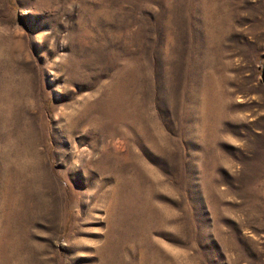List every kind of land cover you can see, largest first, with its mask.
<instances>
[{
	"label": "rangeland",
	"instance_id": "374dc122",
	"mask_svg": "<svg viewBox=\"0 0 264 264\" xmlns=\"http://www.w3.org/2000/svg\"><path fill=\"white\" fill-rule=\"evenodd\" d=\"M0 264H264V0H0Z\"/></svg>",
	"mask_w": 264,
	"mask_h": 264
}]
</instances>
